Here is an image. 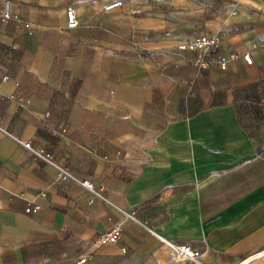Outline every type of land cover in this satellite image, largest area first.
Here are the masks:
<instances>
[{"label":"crops","instance_id":"0c3cea01","mask_svg":"<svg viewBox=\"0 0 264 264\" xmlns=\"http://www.w3.org/2000/svg\"><path fill=\"white\" fill-rule=\"evenodd\" d=\"M122 1L106 13L99 0H11L29 29L0 16V264H197L172 262L160 237L197 248L200 264L264 249V121L244 128L233 105L264 78V0ZM112 27L124 31L107 38ZM204 34L238 55L225 72L178 50ZM190 96L204 105L193 116ZM117 224L120 238L97 245Z\"/></svg>","mask_w":264,"mask_h":264},{"label":"built area","instance_id":"2783aa9c","mask_svg":"<svg viewBox=\"0 0 264 264\" xmlns=\"http://www.w3.org/2000/svg\"><path fill=\"white\" fill-rule=\"evenodd\" d=\"M99 5L102 12H111L116 9H119L123 5L122 0H99ZM0 16L4 21H12L15 23L22 24L25 29H29L30 25L28 22H24L21 20V17L18 13L14 12L12 9L11 0H4L2 10L0 12ZM80 21L77 17V13L75 9L71 6L66 7L65 9V27L67 29H75L79 26ZM223 40L217 35H201L196 38H193L184 44L178 46V50L187 51L193 53V56L190 58L191 65L198 71H204L212 66H217L219 70H226L228 65L235 61L238 58L237 54L234 53H222L219 49L222 47ZM216 51V54L211 56V52ZM241 58L244 63L250 65L253 62L252 56L249 52H245L241 54ZM178 62L175 61L174 65H177ZM8 75H3L1 77L2 80H7ZM45 117L48 116V112H45ZM25 148L30 149L36 156L44 159L46 162L51 163V156L48 153H43L42 151H34L31 149L28 142L23 143ZM59 177L63 180H72L78 182L82 187H84L88 191L87 202L91 203L93 200L99 195L94 191L92 187V183L86 179L79 180L68 173L65 169L59 168ZM44 192H40L39 195H43ZM37 210V206L27 207L25 211L35 212ZM134 213L127 214V216L133 219ZM122 228L120 225H114L111 228L104 231L97 238V245H103L106 243H114L116 242L121 235ZM161 242L166 245L169 249L170 260L174 263H181L185 261H191L197 264L199 263V250L197 248H193L184 243H176L172 242L164 237H160ZM264 257V249L249 255L239 261L237 264H251L255 260ZM85 258L80 259V262H84Z\"/></svg>","mask_w":264,"mask_h":264},{"label":"trees","instance_id":"16d2710c","mask_svg":"<svg viewBox=\"0 0 264 264\" xmlns=\"http://www.w3.org/2000/svg\"><path fill=\"white\" fill-rule=\"evenodd\" d=\"M225 94L226 90L215 92L210 105L225 104ZM185 105L186 110L183 113L187 116H193L204 106L197 96L187 97ZM233 105L237 120L244 128H254L262 123L264 121V78L235 89Z\"/></svg>","mask_w":264,"mask_h":264},{"label":"rangeland","instance_id":"374dc122","mask_svg":"<svg viewBox=\"0 0 264 264\" xmlns=\"http://www.w3.org/2000/svg\"><path fill=\"white\" fill-rule=\"evenodd\" d=\"M105 21H107L108 23H114L113 22L114 20L111 19V18H105ZM113 27H112V29H109L108 30V37L107 38H113L114 37V34L116 35L119 32L124 31V30L113 29ZM99 36L100 35L98 34V32H91V31H87L85 33H79V32L71 31L69 35H64V37H68V38H72V37H74V38H81V37H91V38H94V37H96V38H98ZM61 37H63V36L61 35ZM223 71L225 72L226 70H223Z\"/></svg>","mask_w":264,"mask_h":264}]
</instances>
